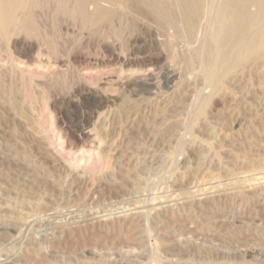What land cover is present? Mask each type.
<instances>
[{"label": "rangeland", "instance_id": "374dc122", "mask_svg": "<svg viewBox=\"0 0 264 264\" xmlns=\"http://www.w3.org/2000/svg\"><path fill=\"white\" fill-rule=\"evenodd\" d=\"M59 1L0 36V264H264V62L215 90L136 2Z\"/></svg>", "mask_w": 264, "mask_h": 264}, {"label": "bare ground", "instance_id": "6f19581e", "mask_svg": "<svg viewBox=\"0 0 264 264\" xmlns=\"http://www.w3.org/2000/svg\"><path fill=\"white\" fill-rule=\"evenodd\" d=\"M31 1L0 0V36L2 39L5 37L6 40H9V37L15 34L14 29L20 24L18 23V13L23 9L25 10ZM103 1L123 6L122 9L129 3L136 2L139 7H144L163 26L174 30L178 35H183L191 43H197V48L194 49L192 57L200 60L204 80L215 90L225 81L224 78L229 76L228 74H232L237 67H243V65L252 62H264V0H77L75 9L78 7L79 12H77L81 15H88L89 10H92L91 14L99 18L105 12L103 3H101ZM65 5L67 6V3ZM59 6L63 9L61 4ZM104 6L107 7L105 4ZM30 7H33L32 4ZM107 8L109 10V6ZM127 8L128 6L125 9L127 10ZM111 10L108 11L106 17L115 9ZM127 11H130L129 8ZM90 22L92 21L90 20ZM192 60L194 59L192 58ZM169 79L172 80L173 78L170 77ZM200 113H203V109L200 110ZM186 245L188 246V242Z\"/></svg>", "mask_w": 264, "mask_h": 264}]
</instances>
